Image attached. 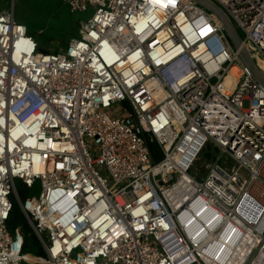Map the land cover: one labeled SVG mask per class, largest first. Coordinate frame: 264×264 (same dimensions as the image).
Masks as SVG:
<instances>
[{
    "label": "built area",
    "instance_id": "obj_1",
    "mask_svg": "<svg viewBox=\"0 0 264 264\" xmlns=\"http://www.w3.org/2000/svg\"><path fill=\"white\" fill-rule=\"evenodd\" d=\"M61 1L93 14L49 53L0 10V264H264V87L222 22L195 0ZM207 1L264 60V0Z\"/></svg>",
    "mask_w": 264,
    "mask_h": 264
},
{
    "label": "rangeland",
    "instance_id": "obj_2",
    "mask_svg": "<svg viewBox=\"0 0 264 264\" xmlns=\"http://www.w3.org/2000/svg\"><path fill=\"white\" fill-rule=\"evenodd\" d=\"M0 10L12 12L15 22L25 26L40 50L48 53L64 48L70 39L77 38L81 24L93 14L90 8L85 13H71L61 0H0ZM238 33L242 36L240 31ZM93 154L95 157L96 151ZM152 154L155 162L161 159L160 150L155 145L152 146ZM215 159L209 150L201 155L198 166ZM19 184L16 181L20 188ZM39 191L36 184L26 193L28 196H38Z\"/></svg>",
    "mask_w": 264,
    "mask_h": 264
},
{
    "label": "water",
    "instance_id": "obj_3",
    "mask_svg": "<svg viewBox=\"0 0 264 264\" xmlns=\"http://www.w3.org/2000/svg\"><path fill=\"white\" fill-rule=\"evenodd\" d=\"M197 3L205 7L210 12L214 13L218 19L222 22L226 32L229 36V39L235 49L239 50V57L242 63L249 69L251 75L257 83L264 87V75L258 70L251 57L244 48H241V40L235 31L233 25L228 20L226 15L218 8L216 5L212 4L207 0H195Z\"/></svg>",
    "mask_w": 264,
    "mask_h": 264
},
{
    "label": "trees",
    "instance_id": "obj_4",
    "mask_svg": "<svg viewBox=\"0 0 264 264\" xmlns=\"http://www.w3.org/2000/svg\"><path fill=\"white\" fill-rule=\"evenodd\" d=\"M155 145L157 146L155 143L154 144H150L149 148L152 152V146ZM26 189L23 186H20V193H21V198H24L27 193H26ZM9 224V228L12 231L15 227L17 226H21L22 228V232L25 235V244L23 247V253L26 255H30V256H34L37 258H44L45 257V253L44 250L42 249L38 239L36 238V236L32 233V230L30 229V227L28 226V224L26 223L20 209L19 206L14 203V207H13V211L12 214L10 216V219L8 221ZM26 257V259L29 260H34V258L28 256Z\"/></svg>",
    "mask_w": 264,
    "mask_h": 264
},
{
    "label": "bare ground",
    "instance_id": "obj_5",
    "mask_svg": "<svg viewBox=\"0 0 264 264\" xmlns=\"http://www.w3.org/2000/svg\"><path fill=\"white\" fill-rule=\"evenodd\" d=\"M253 58L255 60L256 67L262 72H264V60H262V58H260L258 55H253ZM237 77H238V67L233 66L230 71L229 77L225 81V86L228 88L229 91H232V89L234 88L237 82ZM24 256H25L24 258L26 259L27 255H24ZM34 260H30V261H34Z\"/></svg>",
    "mask_w": 264,
    "mask_h": 264
},
{
    "label": "crops",
    "instance_id": "obj_6",
    "mask_svg": "<svg viewBox=\"0 0 264 264\" xmlns=\"http://www.w3.org/2000/svg\"><path fill=\"white\" fill-rule=\"evenodd\" d=\"M32 36V35H31ZM28 256H30V255H28ZM30 257H32V256H30ZM32 258H34V257H32Z\"/></svg>",
    "mask_w": 264,
    "mask_h": 264
}]
</instances>
